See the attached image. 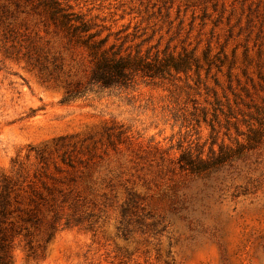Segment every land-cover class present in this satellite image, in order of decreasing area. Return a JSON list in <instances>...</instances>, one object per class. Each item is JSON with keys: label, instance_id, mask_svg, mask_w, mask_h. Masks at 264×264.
<instances>
[{"label": "rangeland", "instance_id": "rangeland-1", "mask_svg": "<svg viewBox=\"0 0 264 264\" xmlns=\"http://www.w3.org/2000/svg\"><path fill=\"white\" fill-rule=\"evenodd\" d=\"M47 1L0 0V174L42 171L71 221L11 264H264V0H55L122 51L198 59L72 100L90 64Z\"/></svg>", "mask_w": 264, "mask_h": 264}, {"label": "trees", "instance_id": "trees-1", "mask_svg": "<svg viewBox=\"0 0 264 264\" xmlns=\"http://www.w3.org/2000/svg\"><path fill=\"white\" fill-rule=\"evenodd\" d=\"M49 20L75 46L82 48L90 64L84 86L66 93L65 99L72 100L86 91L97 89L127 88L137 79L165 80L175 74L186 73L198 59L190 53L173 55L168 50L155 52L122 51L115 44H108L107 38H100L97 26L83 14L75 13L70 7H61L55 1L45 3ZM220 151L211 160L226 158ZM177 164L182 170L200 173L210 169L205 160H192L182 155ZM41 172L33 178L16 173L0 174V264L12 263V252L20 247L28 258L43 256L48 242L59 230L69 226L71 218L61 223L60 211L66 195L60 189L48 185L41 178ZM59 196L62 201L59 202ZM126 215L125 210L123 216Z\"/></svg>", "mask_w": 264, "mask_h": 264}]
</instances>
